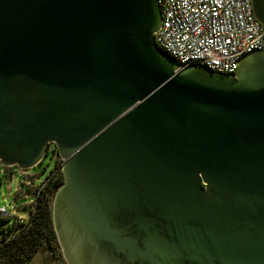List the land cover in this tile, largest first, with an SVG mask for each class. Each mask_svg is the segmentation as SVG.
<instances>
[{
  "label": "water",
  "instance_id": "1",
  "mask_svg": "<svg viewBox=\"0 0 264 264\" xmlns=\"http://www.w3.org/2000/svg\"><path fill=\"white\" fill-rule=\"evenodd\" d=\"M161 21L156 0H0V164L57 148L66 264H264V47L180 68Z\"/></svg>",
  "mask_w": 264,
  "mask_h": 264
},
{
  "label": "built area",
  "instance_id": "2",
  "mask_svg": "<svg viewBox=\"0 0 264 264\" xmlns=\"http://www.w3.org/2000/svg\"><path fill=\"white\" fill-rule=\"evenodd\" d=\"M156 2L161 9L162 21L154 34L155 43L173 57L180 68L201 64L215 72L235 73L244 55L264 47V26L255 17L252 0ZM3 167L10 169L12 166ZM8 171L12 173L11 169L5 170V173ZM48 181L46 179L34 189L35 200L31 203V210H34L38 195ZM17 194L21 196L20 191ZM0 216L9 218L11 214L3 207L0 208ZM30 216L15 217L18 222L26 224ZM48 251L54 264H62L55 252Z\"/></svg>",
  "mask_w": 264,
  "mask_h": 264
},
{
  "label": "trees",
  "instance_id": "3",
  "mask_svg": "<svg viewBox=\"0 0 264 264\" xmlns=\"http://www.w3.org/2000/svg\"><path fill=\"white\" fill-rule=\"evenodd\" d=\"M56 149V147H55ZM52 171L49 180L41 190L28 223H12L0 228V264H29L42 249L55 252L66 264L57 240L52 217V203L55 192L63 182L62 170ZM12 217V216H11ZM11 217H1L3 223Z\"/></svg>",
  "mask_w": 264,
  "mask_h": 264
},
{
  "label": "rangeland",
  "instance_id": "4",
  "mask_svg": "<svg viewBox=\"0 0 264 264\" xmlns=\"http://www.w3.org/2000/svg\"><path fill=\"white\" fill-rule=\"evenodd\" d=\"M54 153L53 148L49 146L46 156L38 165L26 170L12 166L11 174L10 171L5 173V170L10 169L0 165V208L4 207L12 216L3 223L0 221V228L12 223L16 215L25 218L31 215V203L35 200L34 189L40 187L52 171L61 173L63 160ZM18 191L21 192V196L17 194ZM46 250L44 248L39 252L45 253Z\"/></svg>",
  "mask_w": 264,
  "mask_h": 264
},
{
  "label": "crops",
  "instance_id": "5",
  "mask_svg": "<svg viewBox=\"0 0 264 264\" xmlns=\"http://www.w3.org/2000/svg\"><path fill=\"white\" fill-rule=\"evenodd\" d=\"M38 255V256H37ZM31 264H54L53 258L49 251L46 250L45 253L38 252L32 259Z\"/></svg>",
  "mask_w": 264,
  "mask_h": 264
},
{
  "label": "flooded vegetation",
  "instance_id": "6",
  "mask_svg": "<svg viewBox=\"0 0 264 264\" xmlns=\"http://www.w3.org/2000/svg\"><path fill=\"white\" fill-rule=\"evenodd\" d=\"M50 147L53 148L54 152L59 155L58 150H57V148L55 149V145L54 144H51Z\"/></svg>",
  "mask_w": 264,
  "mask_h": 264
}]
</instances>
